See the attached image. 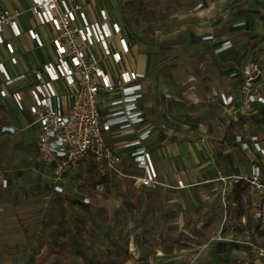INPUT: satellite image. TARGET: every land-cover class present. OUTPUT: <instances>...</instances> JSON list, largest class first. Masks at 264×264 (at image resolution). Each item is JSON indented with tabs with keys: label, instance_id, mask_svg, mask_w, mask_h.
<instances>
[{
	"label": "crops",
	"instance_id": "obj_1",
	"mask_svg": "<svg viewBox=\"0 0 264 264\" xmlns=\"http://www.w3.org/2000/svg\"><path fill=\"white\" fill-rule=\"evenodd\" d=\"M71 3L80 4L85 13L84 8L91 4L94 13H86L90 19H96L98 10L105 9L111 19L120 22L122 35L128 40L131 50L118 64H113L117 71L107 62L106 69L112 78L123 69L145 75L139 80L142 96L137 102L143 121L133 126L132 133L117 127L104 133L106 143L122 158V170L132 175L140 173L131 162V148H125L124 145L148 130L149 135L140 145L151 153L158 180L161 183L181 180L184 185L182 188L187 187L185 181L189 180L187 174L183 173L186 172L190 155L186 152L190 148L189 133L194 132L189 117L195 111L203 113L205 99L211 96L216 106L212 122L199 124L198 133L216 151L212 163L218 194H225L228 205H235V198L230 199L229 191H223L228 185L220 182L217 174L221 172L225 175L244 176L249 173L253 163H258L264 172V158L250 141V137L255 135L259 144L264 145V104L254 102L247 107L243 106L242 89V69L264 55V0H71ZM123 3L128 14L122 13ZM29 5V0H0V11L6 9L16 13V22L21 30L18 37L13 36L8 26L3 32L6 42L15 47L17 65L10 63L5 46L0 45V62L14 76L20 72L31 73L53 54L51 39L55 31L50 24H41L29 10ZM241 22L244 24L236 25ZM29 29H34L42 38V47H38L29 38ZM227 41L228 47L218 50ZM262 70L263 73L255 78L254 86L264 94V64L261 65V72ZM33 81L29 75L25 80L6 87L8 91L15 88L21 92L24 110H18L9 98L0 97V147L6 150L3 157H0V187L1 180H5L4 188L7 189L1 191H5L9 199L10 208L7 211H10L11 227L8 229L10 235L7 242L10 241L12 246L0 248V264H7V261L10 264H27L29 260H38L40 255L42 259L48 258L47 255L58 258L56 243L59 236L54 230L60 223L57 207L59 196H66L68 192L65 183L61 193L52 189V167L40 160L36 150L38 126L27 111L31 104L28 87ZM2 87L3 77L0 74V88ZM222 96H232V102L225 104ZM117 97V91L112 94L100 92L97 100L103 118L111 114L114 108L109 102ZM4 126L12 127L13 131H3ZM237 136L248 144V148H242ZM84 163L92 168L89 161H84L79 166ZM79 166L69 174L75 173ZM123 180L129 181L132 186L128 195L148 191L170 201L169 198L177 192L164 188L163 185L154 188L138 187L132 179ZM238 183L240 186H234V191L242 186L248 192L251 196L253 219L264 229V218L254 217L259 203L258 195L246 182ZM73 194L82 197L77 192ZM2 196L0 195V199ZM21 203L23 205L18 211V204ZM79 207L86 208L81 203ZM3 210L0 207V219L3 217ZM21 215L26 217V225L39 222L41 229L45 226L43 218L49 215L50 220L46 218L49 222L46 223L45 230L50 232H41L36 236L40 243L36 252L31 251L26 241L27 226L22 231L18 228V218ZM68 224L74 232L71 235L72 243H79L80 239L77 241L75 233V220H70ZM131 246L134 250L133 243ZM212 249L215 256L207 258V261H200L199 264H264V259L258 257L252 262L236 259L230 251L221 249L220 242Z\"/></svg>",
	"mask_w": 264,
	"mask_h": 264
},
{
	"label": "built area",
	"instance_id": "obj_2",
	"mask_svg": "<svg viewBox=\"0 0 264 264\" xmlns=\"http://www.w3.org/2000/svg\"><path fill=\"white\" fill-rule=\"evenodd\" d=\"M29 10L41 24H50L55 34L51 39L53 54L31 73L20 72L11 75L0 62V74L3 87L0 97L9 98L18 110L25 105L21 92L13 86L25 80L29 75L34 79L28 87L31 104L27 107L33 122L38 126L36 150L40 160L52 167V189L63 192L65 176L82 162L89 161L95 174L101 179L109 175L132 179L138 187L154 188L160 185L151 153L140 145L149 131L142 132L136 140L127 142L124 147L131 148V162L140 173L132 175L124 172L120 164L122 158L105 141L104 133L113 127L132 133L133 126L143 121L137 102L142 96L139 82L144 73L123 69L112 78L106 69L107 62L118 64L124 55L130 53L128 40L122 35L120 22L110 18L105 9H99L96 19H90L82 6L71 0H29ZM244 24V22L236 25ZM8 26L14 37L21 34L16 22V13L0 11V45H4L12 65L18 64L15 47L6 42L3 34ZM27 35L38 47L44 42L34 29ZM209 38V37H206ZM224 42L218 50L228 47ZM224 47V48H223ZM264 55L258 61H251L242 69L244 93L243 106L258 102L264 104V94L254 86L255 78L261 73ZM117 91L119 97L110 100L114 108L108 117L103 118L97 97L100 92L112 94ZM225 104L232 102V96H222ZM3 131H13L4 126ZM241 142L243 149L248 148ZM254 149L264 158V145L259 144L257 136H251ZM223 184L246 182L258 195L259 203L254 213L257 219L264 218V172L258 163H253L247 175L217 174ZM5 185V180H2ZM178 185L184 187L179 180ZM102 182L96 183L102 189ZM224 191V190H223ZM84 198V202H88ZM258 258L264 259V247L256 248Z\"/></svg>",
	"mask_w": 264,
	"mask_h": 264
},
{
	"label": "rangeland",
	"instance_id": "obj_3",
	"mask_svg": "<svg viewBox=\"0 0 264 264\" xmlns=\"http://www.w3.org/2000/svg\"><path fill=\"white\" fill-rule=\"evenodd\" d=\"M123 4L122 13L128 14ZM84 9L89 15L92 14L89 11L93 12L91 4ZM205 100L203 113L195 111L196 114L189 117L194 132L189 133L190 148L188 151L185 149L190 154L183 173L189 180L185 181L187 187L177 189L180 186L176 179L160 182L164 188L177 191L169 198L170 201L148 191L128 195V190H132L129 181L112 175L100 180L91 166L84 163L75 173L65 176L68 195L59 196L57 215L61 224L54 229L59 236L56 243L58 258L47 255L48 258L42 259L40 255L38 260H29L27 264H199L213 256L212 248L217 242L221 243V249L230 251L236 259L252 262L258 257L255 251L264 247V229L253 219L251 196L242 186L234 191L233 187L240 184L230 182L224 191H229L230 199L235 198V205H228L225 194H218L219 189L216 190L212 163L216 151L198 133L199 124L212 122L216 107L211 96ZM4 151L0 147V157ZM97 182H102V189L96 188ZM1 186L0 207L4 210L0 219V248H10V241L7 242L11 227L10 211H7L10 206L5 191H1L7 189L2 180ZM75 192L82 197L74 195ZM84 198L89 201L84 202ZM79 203L86 208L79 207ZM22 205L18 204V211ZM73 206L76 207L73 209ZM46 218L49 215L43 218L44 229L40 228L39 222L26 225L23 215L18 218L19 230L27 226L25 233L30 241L27 238L26 241L33 252L40 247L36 236L50 232L45 230L49 222ZM72 219L77 226V241L80 239L76 244L72 243L74 232L68 224ZM7 264L10 263L7 261Z\"/></svg>",
	"mask_w": 264,
	"mask_h": 264
}]
</instances>
